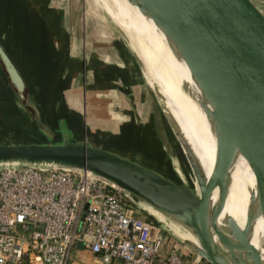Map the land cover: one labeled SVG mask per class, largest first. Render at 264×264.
I'll return each instance as SVG.
<instances>
[{
    "label": "water",
    "instance_id": "obj_1",
    "mask_svg": "<svg viewBox=\"0 0 264 264\" xmlns=\"http://www.w3.org/2000/svg\"><path fill=\"white\" fill-rule=\"evenodd\" d=\"M149 16L182 59L200 94L198 105L210 120L214 155L206 175L150 87L194 185L128 156L92 143L87 134L71 136L63 124L53 129L30 96L27 84L0 38V69L16 99L43 134L39 141H0V167L18 164L65 166L90 171L128 192L168 219L176 240L211 264H264V251L252 245L249 212L240 227L226 215L228 169L241 154L256 183L264 180V14L252 0H129ZM145 80V79H144ZM57 130V132H56ZM58 136V138H55ZM214 188L216 198L211 199ZM162 228L161 219H153ZM180 229V230H179ZM191 232L196 243L189 237ZM183 234V235H181ZM77 246L82 242L78 241Z\"/></svg>",
    "mask_w": 264,
    "mask_h": 264
},
{
    "label": "crops",
    "instance_id": "obj_2",
    "mask_svg": "<svg viewBox=\"0 0 264 264\" xmlns=\"http://www.w3.org/2000/svg\"><path fill=\"white\" fill-rule=\"evenodd\" d=\"M43 3L41 0H0L1 41L42 115L53 129L63 124L71 136L85 132L89 140L100 147L168 176L164 170L174 174L166 154L173 137L165 118L160 115L150 87L140 79L138 72L127 67L115 68L120 64L117 61L123 60L116 47H105L107 58L117 60L115 65L106 63L110 60L102 58L97 50L84 53L79 74H71L68 83L64 74L59 75L48 90L56 61L64 52L69 53L70 44H66V37L60 34V25L48 20L56 13L59 17L55 5L51 6L49 0ZM42 4L50 12L40 9ZM87 61L98 65H88ZM27 109L16 99L0 69V141L44 139L30 120ZM179 247L189 264H205L185 244L179 242Z\"/></svg>",
    "mask_w": 264,
    "mask_h": 264
},
{
    "label": "built area",
    "instance_id": "obj_3",
    "mask_svg": "<svg viewBox=\"0 0 264 264\" xmlns=\"http://www.w3.org/2000/svg\"><path fill=\"white\" fill-rule=\"evenodd\" d=\"M138 207L87 170L1 166L0 264H80L74 252L87 253L86 264H189L179 242Z\"/></svg>",
    "mask_w": 264,
    "mask_h": 264
},
{
    "label": "bare ground",
    "instance_id": "obj_4",
    "mask_svg": "<svg viewBox=\"0 0 264 264\" xmlns=\"http://www.w3.org/2000/svg\"><path fill=\"white\" fill-rule=\"evenodd\" d=\"M89 1L93 15H97L95 10L100 7L117 26L133 52L145 81L183 133L207 175L213 161L214 133L210 120L197 103L200 94L182 59L172 53L160 29L134 3L129 0ZM228 174L226 194L217 221L223 223L224 217L230 215L241 227L246 214L251 212L253 218L248 230V239L263 254L264 180L256 183L254 174L241 154L234 157ZM215 198L216 188L211 199ZM149 210L154 212L151 208ZM176 233L180 234L177 230ZM188 237L197 242L191 232L188 233Z\"/></svg>",
    "mask_w": 264,
    "mask_h": 264
},
{
    "label": "rangeland",
    "instance_id": "obj_5",
    "mask_svg": "<svg viewBox=\"0 0 264 264\" xmlns=\"http://www.w3.org/2000/svg\"><path fill=\"white\" fill-rule=\"evenodd\" d=\"M46 1L41 0V2L45 3ZM252 1L264 14V0ZM49 2L50 4H52L51 6L55 5L54 7H56V11H58L59 17H57L58 14L56 13L55 16L52 15L50 16V18L48 17V20H50V23L53 20L57 25H60V34L62 35V37H66V44H70V50L69 53L66 50L68 54L64 52L56 61V67L53 70L54 75H52L48 90L51 89V85H53V82L59 77V75L62 76V74H64L65 76L63 78L67 80L71 76V74H73L74 76H76V73L79 74L84 53H91L97 50L102 58L111 61H106V63L115 65L114 61L117 60L109 59L110 57L107 58L109 54L107 53V51H105V47H107V49H110V47H116V50L121 54L119 56L123 60L121 62L120 60H118L117 63L120 64L116 65L115 68L127 67L131 70L135 69L140 75V79L144 81L145 78L143 77L142 71L134 59L133 52L130 50L127 42L125 41L117 26L113 23V21L109 19L102 8L97 7L95 10L97 15H93L90 8L91 2L89 0H49ZM43 4L39 5L40 9L42 7L44 11L50 12V10H48L49 8L46 9V6H44ZM103 36L105 37V39H102ZM60 46L61 44L59 45V47ZM67 49H69V45ZM87 62L88 65L91 66L95 64L98 65V63L94 61ZM65 88H68L67 84L65 85ZM68 90H71L70 87ZM152 99H154L155 101L154 96H152ZM155 103L157 105L156 101ZM157 108L160 111V115L165 117L163 111L160 110L161 108L159 107V105H157ZM171 142V146L168 147L167 145L166 154H168L169 156V160L171 163L170 167L172 168V171H174V174L168 172L167 170L164 171L179 183L193 186V175L183 155L177 148L176 142L173 138ZM137 214L146 218H160L161 224L164 227V234L174 240L177 239L175 236L177 234L175 230L176 228L168 219L160 216L156 212L149 210L144 204L143 206L140 205V208L138 207ZM73 254L79 260L80 264L88 263L89 255L87 253L74 252ZM200 259L204 261L205 264L209 263L202 257H200Z\"/></svg>",
    "mask_w": 264,
    "mask_h": 264
}]
</instances>
